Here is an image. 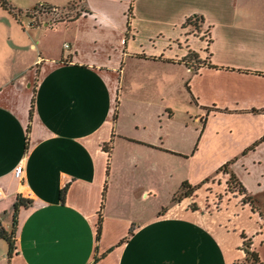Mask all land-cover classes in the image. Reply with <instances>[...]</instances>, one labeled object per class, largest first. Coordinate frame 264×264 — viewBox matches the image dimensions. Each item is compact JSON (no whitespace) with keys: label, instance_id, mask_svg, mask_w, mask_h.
I'll return each instance as SVG.
<instances>
[{"label":"crops","instance_id":"obj_1","mask_svg":"<svg viewBox=\"0 0 264 264\" xmlns=\"http://www.w3.org/2000/svg\"><path fill=\"white\" fill-rule=\"evenodd\" d=\"M7 2L20 13L0 6V224L14 247L0 238V264H248L244 240L264 264V0ZM38 3L76 7L51 23L27 16ZM181 90L201 122L192 150L166 143ZM122 147L137 148L130 168ZM165 154L189 161L178 184L233 173L246 194L191 208L195 188L149 210Z\"/></svg>","mask_w":264,"mask_h":264},{"label":"rangeland","instance_id":"obj_2","mask_svg":"<svg viewBox=\"0 0 264 264\" xmlns=\"http://www.w3.org/2000/svg\"><path fill=\"white\" fill-rule=\"evenodd\" d=\"M39 4H41V3L36 4V6ZM75 7L76 6L74 4H72L66 8H62L60 10V13L58 16L60 18L67 19L68 17H70V15H73V12H71V10L75 9ZM58 16L48 15L47 18L53 19V18L58 17ZM39 17L41 19H44V17H46V16L45 15H39ZM4 18H5V21H3V16H1V13H0V39L2 37H7L9 34L12 33V30H7L6 32L2 31L3 27H6V29H8L9 27L11 28V26H9L10 24H8L9 22L7 21L8 17L5 16ZM189 28L191 30L194 29L192 26H190ZM197 31L200 32L201 29L199 28ZM181 91H182V93H179V95H176L175 98H173L171 96L169 98L170 100H167V102L169 104L174 105L173 119L175 121L176 130L173 131L172 134L167 136L166 143H168V145H174L177 148H181L184 150H188V148L190 150H192L194 143L197 141L199 133L201 131V122L199 121V119H197L196 122H194V120H193L194 114H192L193 107L188 103V100H186V93L183 92V90H181ZM141 107H144V105H141ZM137 108H139V106ZM188 111L191 112L190 115L186 114ZM122 113H123V111H122ZM152 113H153V111L148 110V109L147 110H131V111L126 112L127 116H124V118L125 119H131V120H134V118H136V117L149 119ZM186 119H190V122L188 123V126L186 128H184L183 127V125H184L183 121H185ZM178 124L181 127H179ZM195 132H197L198 135L195 134ZM123 148L124 147H122L119 151L123 152L124 151ZM124 149L126 151V157L124 156L118 162H121L122 166H125V164L127 162H129L128 168H130L131 166H133V159H131V156H132V154H134V155L136 154L137 148L131 147V148H124ZM259 152L262 155L264 154V145H263V148ZM138 153L142 154L143 158H145V162H147L149 164V166L152 165V167H154L153 165H154L155 161L153 160V158L150 155H148V157H146L145 153H141V152H138ZM122 155H123V153H120L117 151L114 160L116 161V158L118 159V157H121ZM139 160L140 159H138V162H139ZM163 162H164V166L166 169L165 171H166V175H167V176H165V179L163 181L160 179L156 180V177H154V179H153L152 176H149L150 177V184H153L155 189H157V192H155V194H156L155 198L153 199V197H151L150 199H148L147 205L149 207V210H151V204L153 202H158V203H163L164 205H168V201L170 200L169 196H171V198L176 196L175 200H178V198L184 199L183 198L184 197V193H183L184 191H182V189H180L179 191H176V190L172 191V190L174 188H176V187L178 188L180 186L181 183L179 182L180 184H178V178L183 179V177L186 175V171H187L186 169L189 165V161L187 159L184 160L177 155L165 154ZM139 166H140V164H139ZM134 168L136 169L135 166H134ZM169 172L171 173V176H169ZM219 172L222 173L221 171H219ZM205 179L206 178H204L202 180L203 182L201 181L202 183L201 182L198 183V184H200V186L198 187L197 190H195L196 192L191 194L192 196L187 198V200L189 202V207L196 208L199 206L198 204H200L201 206H203V208L208 207V208H211L209 210H214L215 209L214 206L218 207V205L220 203L219 200L221 199V197H223V194L226 193L224 190L233 189V186H232V188H230L228 185L216 186V184H215V181L217 179L216 176L211 177L209 180H205ZM214 187H215V189H214ZM221 188H224V190H222ZM247 242L248 241L244 240L245 246H246ZM257 254H258V252H257ZM262 255L264 257V244L262 247ZM258 257L261 260L260 254H258Z\"/></svg>","mask_w":264,"mask_h":264},{"label":"trees","instance_id":"obj_3","mask_svg":"<svg viewBox=\"0 0 264 264\" xmlns=\"http://www.w3.org/2000/svg\"><path fill=\"white\" fill-rule=\"evenodd\" d=\"M0 6L3 7L4 9H6L7 11H9L10 13H12V15L15 18H18L20 11L13 8L7 2V0H0ZM61 9L62 8H56V7L48 5V4H42V5L35 6L30 10H27L26 14L28 17L35 16V18H37L38 15H52V16L55 15V16H58ZM129 10H130V8H129ZM201 19H202V17L200 18L197 15H192L186 19L184 26L190 25L194 29L198 30L199 29V23H200ZM61 20H64V18H60L58 16V17H55L53 19H50V22L54 23V22L61 21ZM262 140H264V135L259 140H257L253 145H256L257 143H259ZM230 162L231 161L226 162L225 164L220 166L217 171H222V172L227 171L228 165L230 164ZM227 185L230 188H232V186H233V189H229L230 191H237L238 193L243 194V195L246 194L245 188L236 179V177L234 176L233 173H231L229 175V178L227 180ZM199 186H200V184L191 186L190 184H188L187 182L184 181V182H182L180 189H182V191H184L183 193H184V197H185V196L190 195L194 191V189L198 188ZM64 191H65V188H63L60 192V199L61 200H63ZM245 198H250V197L246 196ZM26 203L27 202L24 201L22 198H17V201L14 204V208L17 209L18 207L26 206ZM98 232H99V230H98ZM13 236H14V230L7 231L0 224V238L4 239L6 241V243L8 245V253H11V251L13 250V247H14ZM248 244H249V242L246 243V246ZM246 246L244 247V252H245V261L244 262H247L248 264H262L261 260L258 257L257 252L247 249Z\"/></svg>","mask_w":264,"mask_h":264},{"label":"built area","instance_id":"obj_4","mask_svg":"<svg viewBox=\"0 0 264 264\" xmlns=\"http://www.w3.org/2000/svg\"><path fill=\"white\" fill-rule=\"evenodd\" d=\"M39 5H42V3L39 4ZM64 46H65V47H68V44H64ZM15 174H16L18 177H22V174H23V167H22V165H19V166L16 167ZM27 195H28V197H30V196H32V193L29 191V192L27 193Z\"/></svg>","mask_w":264,"mask_h":264}]
</instances>
